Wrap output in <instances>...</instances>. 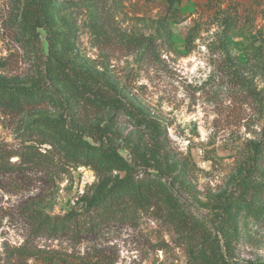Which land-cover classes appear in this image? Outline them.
<instances>
[{"label":"rangeland","instance_id":"rangeland-1","mask_svg":"<svg viewBox=\"0 0 264 264\" xmlns=\"http://www.w3.org/2000/svg\"><path fill=\"white\" fill-rule=\"evenodd\" d=\"M110 4L47 0L50 29L37 27L36 39L22 22L23 0H0V74L13 79L12 91L40 99L20 109L0 105V264H67L50 258L88 251L106 264H197V235L189 245L164 218L174 209L202 221L214 239L215 254L200 253L202 264H220L219 254L235 264L264 260V164L253 194L234 191L251 142L264 154V0H181L176 22L166 19L162 0ZM100 26L148 41L97 37ZM51 47L66 68L51 62ZM77 69L88 75L83 87L74 81ZM75 85L85 99H74ZM69 115L85 139L114 143L141 165L139 178L165 191L145 197L141 190L137 199L81 215L93 226L78 243L71 231L34 230L81 210L77 199L98 180L92 164L42 141L45 118ZM105 127L110 134H94ZM10 151L12 163L19 154L33 163L10 167Z\"/></svg>","mask_w":264,"mask_h":264},{"label":"trees","instance_id":"trees-1","mask_svg":"<svg viewBox=\"0 0 264 264\" xmlns=\"http://www.w3.org/2000/svg\"><path fill=\"white\" fill-rule=\"evenodd\" d=\"M96 3V6H99L101 9H109L111 7L110 1L115 0H93ZM167 4L166 8V19L168 21L172 20L176 22L180 18V10L178 5L181 0H162ZM24 7V18L23 24H30L32 28V34H35L36 39H38V32H36L37 27H42L46 31L50 29V18L48 14V5L47 0H23ZM20 24V23H19ZM19 26H22L20 24ZM68 34H65L64 40L61 41L62 49H65L70 45V38ZM102 32V34H101ZM103 26H100L96 33V36L103 37L104 39H112V34L118 37V40L126 38L127 42H135L137 45H141L143 42L148 41L147 38H137V37H128L122 32L118 31L114 26L111 27L108 31ZM52 46V44H51ZM52 63L55 64L56 68L64 69L66 68L65 62L57 56L54 52L53 47L50 49V54L48 55ZM74 76L76 83L82 84L83 87L86 84L88 75L84 73L82 69L74 70ZM13 79L8 78L0 74V105L13 109H20L26 105L37 104L40 102L39 98H36L35 94L22 93L12 91L15 89V85H12ZM32 92H37L39 88L31 90ZM74 99L76 101L85 99V96L80 94L79 86L75 85L72 89ZM74 112V111H72ZM45 125L44 130H39L42 136V141L48 142L50 145L59 146V150L64 151V155L71 159L78 160L80 159L85 164H92L94 170L98 173V180L95 184L93 192L89 196H81L77 199V202H82L81 210H71L61 217H55L54 220L58 223H54L53 227L48 230L46 225L38 223L34 226V230L37 234L40 233H54L57 232H67L71 231V236L74 239V243L81 241L80 237L84 233H89L93 226L92 223H85L81 215H85L90 211H98L99 208H102L103 211H107L110 206L121 205L125 203L127 199H137L142 195L144 191V196H156L157 193H165V191L160 188L163 186L160 182H155L154 180H147L146 178H139V172L141 171V165L137 164L135 160L126 158L118 150L117 146L105 140V138H98L97 143H91L89 140L83 137V134H86L84 126L80 123L79 119L73 115L57 116V117H47L43 120ZM94 134H110L107 128H96ZM251 151L252 155L248 164L244 165V168L234 177V191L253 188L252 181L253 177L257 170L260 169V166L264 164V154L260 142H251ZM48 152V151H47ZM13 151L8 152L5 156L7 157V163L10 167H19L26 163H33L29 161L27 155L19 154L18 162L12 163L9 159L13 155ZM36 165V162H35ZM123 172V175H116L114 178L112 172ZM254 190H250V193L253 194ZM167 195V194H166ZM229 197L227 196L226 203L228 204ZM33 213L29 214L28 219L32 224ZM164 218L168 219L173 225L182 228L186 232L187 243L191 245V241L194 240V235H197L196 238L200 240L201 250H198V255L196 257L197 264H202L200 253L203 251L210 250L215 254V248L213 245L214 239H210L209 231L207 230L206 225L196 219L192 214L183 212L180 209H174L168 211L164 215ZM225 219L224 216L218 217V220ZM53 221V222H55ZM84 221V222H83ZM49 231V232H48ZM195 249V248H193ZM50 258V257H49ZM52 259H58L63 263L67 264H106L103 263L100 257H97L96 252L89 253L86 252L82 255L74 254L73 252H64L56 255H52ZM220 264H235L234 262L229 261L224 254H219ZM110 264V263H109ZM253 264H264V260H257Z\"/></svg>","mask_w":264,"mask_h":264}]
</instances>
